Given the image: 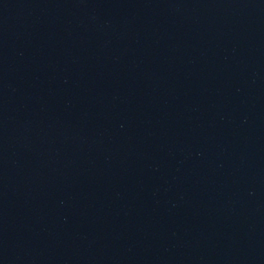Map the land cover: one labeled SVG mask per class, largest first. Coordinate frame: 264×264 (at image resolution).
Returning <instances> with one entry per match:
<instances>
[{
	"label": "water",
	"instance_id": "obj_1",
	"mask_svg": "<svg viewBox=\"0 0 264 264\" xmlns=\"http://www.w3.org/2000/svg\"><path fill=\"white\" fill-rule=\"evenodd\" d=\"M0 264H264V0H0Z\"/></svg>",
	"mask_w": 264,
	"mask_h": 264
}]
</instances>
